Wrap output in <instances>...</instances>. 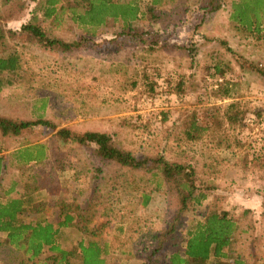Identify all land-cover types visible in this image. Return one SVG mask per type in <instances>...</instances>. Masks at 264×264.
<instances>
[{
	"label": "rangeland",
	"instance_id": "1",
	"mask_svg": "<svg viewBox=\"0 0 264 264\" xmlns=\"http://www.w3.org/2000/svg\"><path fill=\"white\" fill-rule=\"evenodd\" d=\"M38 2L0 0V23L13 32L0 53L18 54L24 68L0 91V115L18 121L48 119L57 130L107 132L117 146L135 153L190 163L198 192L207 198L200 204L190 201L181 211L176 197L164 188L154 191L142 175L100 162L94 146L62 145L54 132L39 127L0 138V201L12 196L7 191L14 185L21 192L43 183L50 191L40 192V200L53 207L47 214L52 221L59 204L82 205L88 212L74 211L77 216L86 217L90 226L104 225L96 239L109 246L106 264H142L139 252L153 250L157 239L165 243L172 222L180 241L211 213L246 210L236 251L256 253L254 262L264 264V76L250 69L264 72V26L260 34L251 35L230 23L229 7L204 14L193 8L195 1L169 0L151 12L155 18L150 14L148 20L133 23L145 33L141 41L122 38L108 44L122 31L121 20L85 35V28L66 16L55 25L36 11L35 22L48 37L73 42L85 35L89 40L85 49L55 55L18 33L35 16ZM137 4L141 16L148 17V0ZM225 83L228 87L222 89ZM226 90L228 96L222 93ZM230 104L236 108L226 111ZM193 115L200 122L218 123L214 135L225 134L227 141L220 138V146L211 135L186 141L184 123ZM40 145L46 147L47 161L15 165L20 150L35 152ZM140 191L151 196L147 207L140 206ZM85 236L69 228L60 245L73 250ZM5 238L0 234V264H23V253L8 247ZM49 254L44 251L42 258Z\"/></svg>",
	"mask_w": 264,
	"mask_h": 264
},
{
	"label": "trees",
	"instance_id": "2",
	"mask_svg": "<svg viewBox=\"0 0 264 264\" xmlns=\"http://www.w3.org/2000/svg\"><path fill=\"white\" fill-rule=\"evenodd\" d=\"M6 1V0H3ZM39 0L38 9L33 11L41 13L44 21L58 25L63 16L79 27L85 28L83 34L94 35L96 29L106 27L110 20H121L123 29L115 35L114 39L107 40L108 44H116V39L141 41L143 31L133 26L135 22H142L150 17L156 8L169 2V0H148L146 13L141 16L137 0ZM175 1V0H170ZM193 8H200L204 14L220 11L229 7L230 23L249 34H260L264 26V0H192ZM191 3V2H190ZM203 14V16H204ZM32 15V13H31ZM148 15V14H147ZM151 17L156 16L151 14ZM36 15L29 23L21 26L19 34L26 36L33 43L55 55H67L69 53L85 49L89 40L85 35L80 40L65 42L57 38H50L41 25L37 24ZM132 24V25H131ZM157 32V31H155ZM13 32L6 30L0 23V47ZM156 36V35H155ZM184 48V47H182ZM237 64L245 68L236 58ZM214 70L223 75L219 66ZM250 68V67H248ZM264 76L262 70L257 67L250 68ZM24 71L20 56L16 53L2 55L0 53V91L5 86L12 85V78L19 77ZM228 87L225 83L222 89ZM224 96H228L226 90ZM236 108L230 104L226 111ZM210 109V108H209ZM228 115L231 118L230 114ZM207 124L199 121L198 116H190L184 123L182 133L186 141H198L204 135H211L220 146L227 141V136L218 132V123ZM42 127L55 133V138L62 145H75L76 147L94 146V154L100 162L115 165L126 170L130 174H140L145 178L148 185L153 183L154 191L164 188L172 196L176 197L180 210L184 211L188 202L200 204L207 198L206 194L198 192L196 186L197 174L190 163L169 160L162 154L135 153L117 146L107 132L87 131L76 133L71 129H58L50 121L43 118L37 120H13L0 115V138L19 137L25 131H31ZM229 148V144H226ZM21 153H24L22 155ZM20 156H19V155ZM15 165H29L31 163H43L47 161L46 147L37 146L35 152L29 149L20 150ZM217 159V158H216ZM215 159V160H216ZM0 158V175L2 166ZM63 166V164H60ZM60 168L59 171H63ZM64 172V171H63ZM98 172V171H97ZM12 186L7 193L12 196L0 201V234L5 235L4 243L23 253V264H72L78 260L80 264H106V256L109 254V246L98 238L104 225L90 226L86 217L75 214L79 210H86L79 204H59L55 207V219L47 218L53 207L50 203L40 200V192L50 191V187L43 183L33 188H24L21 192L14 191ZM214 188V185L212 186ZM140 206L147 207L151 202V196L144 191L139 192ZM75 211V212H74ZM86 212H88L86 210ZM39 215V218L25 220L24 214ZM249 211L243 210L241 214L230 213L226 210L209 214L205 219L195 224L185 232V237L180 241L176 234V221L171 223L170 236L166 237L165 243L157 242L153 250L140 251L143 257L142 264H256V253L246 251L245 254L236 251L241 234V222L243 216ZM243 215V216H242ZM246 217V215H245ZM264 217V210H263ZM75 227L79 233H85L75 245V249L67 250L60 245L62 236L67 229ZM122 230V228H120ZM100 231V232H99ZM44 251L49 255L42 258ZM148 254V255H147ZM158 257V258H157Z\"/></svg>",
	"mask_w": 264,
	"mask_h": 264
}]
</instances>
